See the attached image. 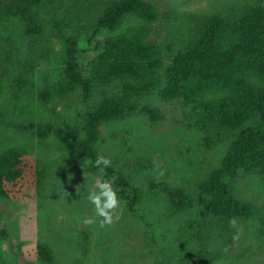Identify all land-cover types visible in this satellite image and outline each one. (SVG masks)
I'll list each match as a JSON object with an SVG mask.
<instances>
[{
	"label": "rangeland",
	"instance_id": "rangeland-1",
	"mask_svg": "<svg viewBox=\"0 0 264 264\" xmlns=\"http://www.w3.org/2000/svg\"><path fill=\"white\" fill-rule=\"evenodd\" d=\"M111 1L43 0L34 8L42 33L33 39L25 37L21 20L0 17V114L4 119L0 151L22 149L45 170L32 205L23 208L0 199V232L5 234H0V263L45 264L21 253L23 244L38 243L51 254L49 264H264V178L239 173L231 182L234 197L253 207L250 218L224 222L206 215L197 186L218 167L232 135L218 129L198 131L190 120V109L181 102H163L158 92H151L137 104L156 109L158 122L150 123L136 112L99 126L97 153L141 194L136 214L127 212L119 201L111 223L103 228L88 200L91 192L98 191L99 179L69 160L61 144L39 142L16 128L27 122L79 124L102 93L119 94L113 85L97 89L87 102L78 90L64 98L54 97L47 105L38 98L39 92L61 80L62 38L78 40L81 63L86 64L93 17ZM145 1L154 6L153 22L127 17L117 30L103 36L139 33L158 47L163 68L206 19L256 2L264 5V0ZM23 76L27 77L24 83ZM160 185L183 188L192 199L191 207L171 211ZM88 218L93 219L91 224L84 222Z\"/></svg>",
	"mask_w": 264,
	"mask_h": 264
},
{
	"label": "trees",
	"instance_id": "trees-1",
	"mask_svg": "<svg viewBox=\"0 0 264 264\" xmlns=\"http://www.w3.org/2000/svg\"><path fill=\"white\" fill-rule=\"evenodd\" d=\"M42 1H3L0 17L21 20L25 37L36 38L42 27L34 8ZM127 17L153 22L156 12L145 0H114L96 11L87 36L86 64L81 63L78 40L62 38L65 47L61 80L39 92L38 98L47 105L54 97L64 98L78 90L87 102L97 89L113 85L120 89L119 94L102 93L81 116L79 124L27 122L16 128L39 142L54 140L61 144L68 159L95 175L99 182L112 181L125 210L136 214L141 201L139 189L110 163L102 170L95 165L97 157H101L96 150L98 128L136 112L150 123L158 122L160 114L156 109L137 104L144 95L158 92L163 102L179 101L189 108L190 120L198 131L218 129L232 135L218 167L198 183L203 212L224 222L250 218L253 207L234 197L231 182L239 173L264 178V5L256 2L206 19L165 68L158 47L145 42L139 33L103 36L104 32L117 30ZM26 79L23 76L21 82ZM44 174L42 164L26 151H0V199L23 208L32 205ZM158 187L163 189L171 211L191 207L192 199L183 188ZM0 234L5 237L4 232ZM20 250L28 259L45 264L53 261L48 249L38 243H25Z\"/></svg>",
	"mask_w": 264,
	"mask_h": 264
},
{
	"label": "clouds",
	"instance_id": "clouds-1",
	"mask_svg": "<svg viewBox=\"0 0 264 264\" xmlns=\"http://www.w3.org/2000/svg\"><path fill=\"white\" fill-rule=\"evenodd\" d=\"M95 165L102 170L109 165V160L97 157ZM97 188L98 191L89 194L88 200L93 206L94 217L101 218L99 226L103 228L106 224L111 223L112 212L117 208L119 200L112 181L103 180L97 184ZM84 222L91 224L93 219L88 218ZM232 238L235 240L237 236L234 235Z\"/></svg>",
	"mask_w": 264,
	"mask_h": 264
}]
</instances>
